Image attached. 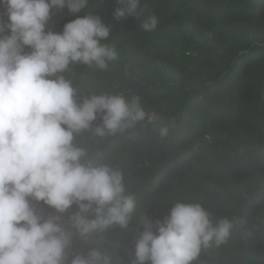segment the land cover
I'll return each instance as SVG.
<instances>
[{"label": "clouds", "instance_id": "obj_1", "mask_svg": "<svg viewBox=\"0 0 264 264\" xmlns=\"http://www.w3.org/2000/svg\"><path fill=\"white\" fill-rule=\"evenodd\" d=\"M107 1L0 0V264H217L202 249L225 245L236 217L213 219L200 202L176 201L164 218L168 206L148 208L131 192L153 166L199 184L215 139L182 131L171 112L159 136L172 138L123 144L119 135L111 164H102L112 136L156 120L139 96L74 88L103 81L99 72L118 55L110 33L134 38L102 21ZM116 2L115 20L138 17L139 0ZM157 24L152 15L141 29L157 32ZM69 65L74 81L62 75ZM85 131L91 138L77 144ZM240 235L254 233L243 224Z\"/></svg>", "mask_w": 264, "mask_h": 264}, {"label": "trees", "instance_id": "obj_2", "mask_svg": "<svg viewBox=\"0 0 264 264\" xmlns=\"http://www.w3.org/2000/svg\"><path fill=\"white\" fill-rule=\"evenodd\" d=\"M120 6L116 0L103 4L102 21L134 38L110 33L107 40L118 55L99 72L104 85L75 82L70 65L62 73L75 89L95 85L109 94L139 96L145 111L155 113L153 124L142 121L112 136L109 160L102 164H111L119 135L123 144L138 136L146 142L172 138H161L159 128L169 126L173 112L182 131L216 140L212 162L203 166L199 184L183 175L164 178L150 167L131 192L148 208L168 206L164 218L176 201L200 202L213 219L236 217L229 241L202 251L213 252L217 264H264V0H139L137 18L115 20ZM152 15L157 32L141 29ZM64 25L58 23L54 32ZM90 138L85 131L76 143ZM143 146L151 157H161L158 149ZM243 224L252 228L251 239L241 238Z\"/></svg>", "mask_w": 264, "mask_h": 264}, {"label": "bare ground", "instance_id": "obj_3", "mask_svg": "<svg viewBox=\"0 0 264 264\" xmlns=\"http://www.w3.org/2000/svg\"><path fill=\"white\" fill-rule=\"evenodd\" d=\"M37 205H38V203H37ZM92 238H99V237H92ZM89 240H90V239H89ZM131 246H133V247L135 248L134 244H133V245H131ZM74 247H77V245H76V244H74ZM77 251H78V250H77ZM87 252H88V250H87L85 253L83 252V254H85V255H86V254H87Z\"/></svg>", "mask_w": 264, "mask_h": 264}]
</instances>
